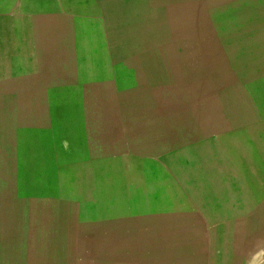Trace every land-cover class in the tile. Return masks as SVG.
Returning <instances> with one entry per match:
<instances>
[{"label": "rangeland", "instance_id": "obj_1", "mask_svg": "<svg viewBox=\"0 0 264 264\" xmlns=\"http://www.w3.org/2000/svg\"><path fill=\"white\" fill-rule=\"evenodd\" d=\"M7 4L0 68L16 77L0 97V264H111L90 233L101 214L78 198L102 177L124 193L126 172L169 178L175 165L190 217L145 257L244 264L264 248V106L247 88L263 85L264 0Z\"/></svg>", "mask_w": 264, "mask_h": 264}, {"label": "crops", "instance_id": "obj_2", "mask_svg": "<svg viewBox=\"0 0 264 264\" xmlns=\"http://www.w3.org/2000/svg\"><path fill=\"white\" fill-rule=\"evenodd\" d=\"M0 11H2L0 13H6L11 20L15 17L14 8L8 4L7 9L0 7ZM261 61H264V56ZM23 71L28 73L22 74L24 81L22 87L25 90V81H30L34 73ZM15 77L13 64L10 71L8 68L6 73L2 67L0 68V97H10L9 95L14 93L9 83L15 82ZM260 79L264 86V69L261 71ZM262 86L248 84L247 87L249 97L259 99L261 107L264 106L261 101L263 99L264 102ZM27 94L29 98H32L36 95V91L28 87ZM177 168L178 166L175 165L174 172H171L172 177L169 178L162 177L159 171H154L149 176L145 173L139 175L135 172V174L126 172L124 193L109 190L106 187L107 178L102 177L101 183L104 188H88L87 195L78 198L77 201L81 206L90 203L94 205L87 209L93 210L96 217L101 214L99 216L102 219L92 222L90 233L96 238L94 240L96 243H103L105 252L106 249L109 250L107 257L111 264H149L147 261L153 264L151 259L154 258V264H157V250L154 253L155 256H152V253V258L145 257L147 246L152 248L153 243H158L159 235L163 234L166 228L172 227L176 218L189 219L190 215L184 214L186 210L183 208L186 207L184 205L186 197L184 191L179 190V186L186 189L190 187V184L185 182L181 186L182 182L179 180L177 182L175 178L178 175ZM118 196H122V202L117 201ZM176 211L179 212L178 215Z\"/></svg>", "mask_w": 264, "mask_h": 264}, {"label": "clouds", "instance_id": "obj_3", "mask_svg": "<svg viewBox=\"0 0 264 264\" xmlns=\"http://www.w3.org/2000/svg\"><path fill=\"white\" fill-rule=\"evenodd\" d=\"M264 248L258 245L247 255L244 264H264Z\"/></svg>", "mask_w": 264, "mask_h": 264}]
</instances>
